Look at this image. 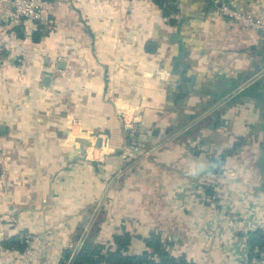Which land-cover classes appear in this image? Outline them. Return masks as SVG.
Wrapping results in <instances>:
<instances>
[{
    "label": "crops",
    "instance_id": "0c3cea01",
    "mask_svg": "<svg viewBox=\"0 0 264 264\" xmlns=\"http://www.w3.org/2000/svg\"><path fill=\"white\" fill-rule=\"evenodd\" d=\"M44 1L42 23L0 28V264H59L122 229L231 264L199 224L230 221V204L244 226L241 198L264 196V34L220 7L264 17V0H166L167 15L152 0ZM69 130L95 132L80 155ZM144 249L133 237L128 254Z\"/></svg>",
    "mask_w": 264,
    "mask_h": 264
},
{
    "label": "built area",
    "instance_id": "2783aa9c",
    "mask_svg": "<svg viewBox=\"0 0 264 264\" xmlns=\"http://www.w3.org/2000/svg\"><path fill=\"white\" fill-rule=\"evenodd\" d=\"M53 8L54 4L44 0H0V28L20 23L37 25L46 20ZM220 12L240 27L257 34H264V17H254L250 14L237 12L226 3L221 5ZM241 199L243 205L239 217L244 226H237L235 219L229 218V213L234 215L233 206L226 204L221 212V218L230 221L220 222L210 219L204 223L200 222V234L205 242L214 238L216 242L223 244L222 252L234 258L231 264H264V250L255 247L252 251L248 243L253 232L256 230L264 232V196L245 195ZM238 231L243 232L239 241L235 237ZM82 244L83 241H80L78 247L80 248ZM195 253H193V257H198ZM203 254L200 253V256ZM26 255L27 257L31 256V251H26ZM212 257L210 256L209 259ZM200 264L203 263L200 262ZM205 264H211V260L206 261Z\"/></svg>",
    "mask_w": 264,
    "mask_h": 264
},
{
    "label": "trees",
    "instance_id": "16d2710c",
    "mask_svg": "<svg viewBox=\"0 0 264 264\" xmlns=\"http://www.w3.org/2000/svg\"><path fill=\"white\" fill-rule=\"evenodd\" d=\"M168 14L166 0H152ZM37 33L35 34V37ZM141 239L145 249L139 254L129 255L128 248L132 238ZM124 229L112 236L109 244L94 243L91 235L83 241L76 254L72 257L70 250H64L59 264H195L193 257L187 253L174 254L171 252L173 241L158 232H151L146 237L136 236ZM12 243V242H9ZM249 246L253 251L255 247L264 250V232L256 230L249 238Z\"/></svg>",
    "mask_w": 264,
    "mask_h": 264
},
{
    "label": "rangeland",
    "instance_id": "374dc122",
    "mask_svg": "<svg viewBox=\"0 0 264 264\" xmlns=\"http://www.w3.org/2000/svg\"><path fill=\"white\" fill-rule=\"evenodd\" d=\"M123 114H125V113H123ZM126 114L124 116H126L127 120H129L130 117L128 115H126ZM69 132H71V139H68V143L73 145L74 151L77 152L79 155L82 153V150H81L82 142L81 141L82 140H86V141L89 142V140H91L90 137L93 136L92 133H95V132H90V133H87L85 137H83L82 135H84V134H82L83 132H81V131H70L69 130ZM125 134L128 135V138L130 139V136H131V138H133L132 134H137V131L135 129H132V130H129V131H125ZM84 138H86V139H84ZM93 144L94 143H92V146H93ZM88 145L89 144H85L84 148H85V146H88ZM134 146L135 145L130 144V150H135L136 147H134ZM127 150L129 151V147H127ZM259 175H260V178H261L260 181H261L264 178V170L262 172L260 171ZM229 218H231L230 215H229ZM195 245L196 244L192 243L191 241H186L184 243V246H183L184 251L185 252H190V253L194 252V251H197L198 248H196ZM173 246H174V244H173ZM195 248H196V250H195ZM131 250L136 251V247L134 246ZM131 253H132V251H131Z\"/></svg>",
    "mask_w": 264,
    "mask_h": 264
},
{
    "label": "water",
    "instance_id": "95a60500",
    "mask_svg": "<svg viewBox=\"0 0 264 264\" xmlns=\"http://www.w3.org/2000/svg\"><path fill=\"white\" fill-rule=\"evenodd\" d=\"M180 57H176L175 58V64H174V68H173V74H177V69L179 68L178 67V64H176V61L179 60ZM47 80V79H46ZM182 81L183 82H190V78H188L187 76H183L182 77ZM99 135H104V136H109V133L107 131L105 132H97L94 136L96 138L95 142H94V145L97 146V147H100L101 146V143H102V140L99 137ZM82 146H81V150L83 151L84 150V145L85 144H89L90 142L86 141V140H82Z\"/></svg>",
    "mask_w": 264,
    "mask_h": 264
},
{
    "label": "clouds",
    "instance_id": "9594fccd",
    "mask_svg": "<svg viewBox=\"0 0 264 264\" xmlns=\"http://www.w3.org/2000/svg\"><path fill=\"white\" fill-rule=\"evenodd\" d=\"M203 170H204V167L203 166H199V167L193 169L192 172L190 173V175L196 176Z\"/></svg>",
    "mask_w": 264,
    "mask_h": 264
}]
</instances>
